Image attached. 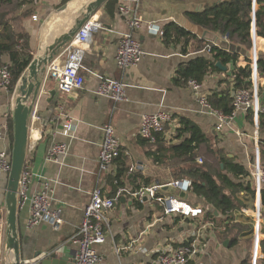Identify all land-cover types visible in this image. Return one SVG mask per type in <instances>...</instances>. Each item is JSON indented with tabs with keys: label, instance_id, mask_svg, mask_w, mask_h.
I'll list each match as a JSON object with an SVG mask.
<instances>
[{
	"label": "crops",
	"instance_id": "1",
	"mask_svg": "<svg viewBox=\"0 0 264 264\" xmlns=\"http://www.w3.org/2000/svg\"><path fill=\"white\" fill-rule=\"evenodd\" d=\"M91 1L93 0H32L29 5L22 7L21 12H31L22 21L20 30L29 38L32 58L65 32L69 21ZM205 2L206 0H141L139 14L143 26L137 37L145 56L137 66L126 70L116 66L115 56L117 42L127 31V26L118 14L117 6L112 17L106 16L104 3L89 19L98 24V29L85 47L86 54L80 71L84 78V89L70 94L58 92L54 82L46 79L50 64L46 67L39 78L41 87L29 117L24 168L33 174L29 193L39 191L43 182L48 183L51 207L60 211L61 224L57 229L51 223L28 229V205L19 210L18 244L20 256L25 263L41 264L43 258L53 251L58 252V258L65 257V251L68 263L72 264L73 249L69 240L80 226L90 193L98 187L103 197L112 199L118 189L133 191V187L142 184L140 181H126L122 187L115 189L112 182L118 167L115 162L108 172H99L97 161L102 139L101 128L106 124H112L115 129V135L121 144L120 155L125 159L129 176L140 175L149 180V186L159 184L162 187L161 194L183 200L189 198L197 207L206 208L202 199L188 194L183 196L169 186L175 180H191L185 170L170 167L167 160L155 164L148 155V146L139 144L138 129L143 115L157 112L169 114L171 121L167 123L165 131L171 134L178 127L179 120H189L200 127L209 140L215 143V147L226 152L228 158L245 166L247 172L257 155L264 166V155L258 153L252 158V142L255 139L264 140V127L260 130L256 125L248 123L246 112L241 111L236 113L222 131H217L216 118L201 109L193 91L188 86L178 87L173 82L180 65L196 56H208L206 50L197 52L199 41L227 52L229 51L223 47L232 45L223 39V35L203 30L187 18V14L201 11ZM208 2L217 3L219 0ZM171 24L194 35L195 39L185 48L186 53L182 44H164L163 35L158 34V31H163ZM254 46L257 58L264 59V40L256 41ZM65 47L53 60L63 62L61 54ZM232 47L235 50L233 53L239 54L237 65L245 67L248 60L252 68L253 47L251 50L235 45ZM226 68V73L212 74L201 84L206 96L224 87L219 82L228 79L232 65ZM95 74L125 85L126 101L114 104L96 96L95 91L100 81ZM255 81L263 88L262 78ZM51 91H54L53 96L50 95ZM259 98L263 103L264 90ZM14 99L13 93L0 91V126L8 124V119L12 118ZM67 118L74 127L68 134L64 129ZM255 129L258 138L254 139ZM56 144L66 145L67 153L55 160H48L47 152ZM11 147L9 129L7 137L0 142V150L10 153ZM4 183L0 176V237L4 234L5 238ZM143 186L148 185H141ZM254 209L256 210L254 203L245 199V206L235 214L234 222L254 228ZM216 216L220 217L218 213ZM203 224L206 227L203 252L190 264H240L245 259L249 247L251 248L252 236H242L237 245L230 246L232 235L225 237V226L219 222L199 223L183 220L181 217H167L155 202L145 201L141 204L128 194L121 195L115 201L113 209L106 214V242L98 246L97 251L102 264H153L156 251L180 245L192 232L203 233ZM260 232L264 239V229ZM258 234L259 232L255 233V236ZM261 240L256 242L259 244ZM225 242L227 243L224 244ZM9 252L5 249V243L3 245L0 241V264H11L13 254Z\"/></svg>",
	"mask_w": 264,
	"mask_h": 264
},
{
	"label": "trees",
	"instance_id": "2",
	"mask_svg": "<svg viewBox=\"0 0 264 264\" xmlns=\"http://www.w3.org/2000/svg\"><path fill=\"white\" fill-rule=\"evenodd\" d=\"M180 1V0H178ZM206 0L203 9L196 13L187 14L189 21L203 30L228 35L230 44L251 50L254 43L264 40V0H257L256 6L253 0H219L217 3H209ZM32 0H0V67H8L11 82L9 93L14 92L15 86L32 60L29 48L28 36L20 30L22 21L31 15V12L22 7L29 5ZM117 0H107L103 10L108 17H112ZM164 44H182L185 48L189 42L195 39L194 35L185 29L171 24L163 30ZM200 46L197 52L207 51L208 56H196L179 66L175 72L173 82L178 87H186L189 80H196L199 84L212 74L226 73L220 71L215 65L217 62L223 67L232 65V70L219 85H224L219 91L207 95L210 106L223 115H229L233 110V96L235 90L252 88V69L250 61H246L245 67H239L237 62L239 54L230 53L214 46L198 42ZM257 79L264 81V59L257 58ZM263 88L257 83V94L262 95ZM264 104V102H263ZM247 122L254 124L253 114L247 111ZM10 140L13 142V121L8 119ZM258 127H264V119L259 118ZM140 145L148 146L149 156L155 164L167 160L168 165L178 170H185V174L191 178V187L188 196L202 199L206 208L204 221H217L225 226V237H230V246H235L242 236H252L253 228L250 225L235 223V214L245 206V199L255 202V189L246 181L248 172L246 167L235 163L228 158L222 150L215 147L199 126L189 120H179L178 127L168 139L163 134L158 135L154 144L138 138ZM259 151L264 155V140L259 141ZM168 154V155H165ZM203 157L204 165L197 163V159ZM118 164L117 172L112 179L115 189L128 183L142 182L133 187L137 190L141 185H149L147 179L140 175L129 176L125 159L122 155L115 160ZM178 176V175H177ZM139 179V180H138ZM187 202L194 206L189 198ZM217 212L220 217H217ZM260 213L264 219V190L260 194ZM1 219V214H0ZM251 248L245 259L240 264H264V239L259 242L260 257L253 261Z\"/></svg>",
	"mask_w": 264,
	"mask_h": 264
},
{
	"label": "built area",
	"instance_id": "3",
	"mask_svg": "<svg viewBox=\"0 0 264 264\" xmlns=\"http://www.w3.org/2000/svg\"><path fill=\"white\" fill-rule=\"evenodd\" d=\"M141 0H117V12L123 18L127 31L122 34L117 42L115 64L119 69L126 70L137 66L143 60L145 54L138 40L137 33L142 29L143 22L139 14ZM256 1L253 0L256 6ZM34 19L36 17H33ZM98 29V24L90 20L86 21L80 30L76 33L71 42L65 47L61 56L63 62L53 60L50 63L46 75L47 80H51L55 84L58 92L70 94L84 89V78L80 71L86 54L85 47L91 40V36ZM159 35H163V31H158ZM228 42V35L223 38ZM255 46L252 48L253 60L252 77L253 83L251 89L235 90L233 96V110L229 115L213 109L207 101V96L202 92V85L196 80H189L187 86L193 91L195 100L202 110L211 114L216 118V130L222 131L235 117L237 112L251 111L253 114L254 124L258 128L259 118L264 119V104L261 102L257 94V56ZM99 78V85L95 91V95L119 104L126 101L125 85L120 81L104 78L95 74ZM11 77L6 65L0 67V91L9 92ZM34 117V114H33ZM171 121L169 114L157 112L155 114L143 115L140 120L138 135L141 139L154 144L157 136L163 134L166 139L171 132H166L165 127ZM66 133L74 130L72 121L67 118L64 125ZM9 133L8 124L0 126V142L3 141ZM102 139L99 145L98 167L100 173H106L113 166L115 160L120 155L121 144L115 135V129L112 124H106L101 128ZM259 141L256 140V149L258 150ZM67 146L64 144L53 145L47 152L48 160H55L56 157L65 155ZM258 154V153H257ZM197 163L202 164L201 159H197ZM10 154L5 150H0V176L4 182L10 172ZM131 171V169H130ZM33 174L23 168L18 187V208L19 210L28 205L29 217L27 228L33 229L43 223H51L54 229L61 224L60 211L52 209L50 188L47 182H43L41 189L34 193H29V185L32 181ZM249 181L255 189L256 210L252 214L254 221V231L258 233L264 219L260 213V194L264 190V166L261 165L258 155L255 162L248 169ZM169 186L177 191L187 194L191 187V180L181 179L172 181ZM159 184H153L140 187L135 191H128L124 188L118 189L115 197L112 199L102 196L101 190L97 187L91 193L88 204L86 205L82 220L78 230L70 238L69 243L73 249V264H102V258L97 251V247L106 242V233L104 230L105 216L110 212L115 201L121 195L128 194L138 203L145 201H153L161 206L163 214L167 217H181L183 220L191 222H203L204 211L202 208L190 205L186 200L179 199L171 195L160 193ZM5 210V209H4ZM1 211V209H0ZM242 213L245 210L241 209ZM6 225V223H5ZM199 231L192 232L180 245L155 252L153 264H190L199 257L204 248L203 240H205V226ZM3 233L4 226L2 225ZM4 235V234H3ZM2 242V241H1ZM258 243L256 242V246ZM146 252L145 249H141ZM257 255V254H256Z\"/></svg>",
	"mask_w": 264,
	"mask_h": 264
},
{
	"label": "water",
	"instance_id": "4",
	"mask_svg": "<svg viewBox=\"0 0 264 264\" xmlns=\"http://www.w3.org/2000/svg\"><path fill=\"white\" fill-rule=\"evenodd\" d=\"M107 0H93L81 9L68 23L66 31L61 33L49 43L38 55H34L26 71L17 82L13 96L15 97L12 110L13 121V142L10 151V172L4 183V208L6 212V233L5 249L12 252L13 261L11 264H27L22 260L19 252L17 219H18V187L19 180L25 165L28 123L32 113L33 104L38 97L41 87L39 78L44 74L46 67L53 61L54 57L74 38L82 25L90 19ZM230 53H233L232 45L224 46ZM235 51V50H234ZM220 71L226 72L227 68L221 66L219 62L215 65ZM54 95V91L50 92ZM258 140V139H257ZM181 195L186 196L181 193ZM217 215V212H214ZM225 242L224 244H226ZM259 247V244L257 245ZM257 254V249L256 252ZM58 252L53 251L43 258L41 264H70L64 256L58 258ZM42 259V257H41ZM256 257H254V260ZM73 264V263H72Z\"/></svg>",
	"mask_w": 264,
	"mask_h": 264
},
{
	"label": "rangeland",
	"instance_id": "5",
	"mask_svg": "<svg viewBox=\"0 0 264 264\" xmlns=\"http://www.w3.org/2000/svg\"><path fill=\"white\" fill-rule=\"evenodd\" d=\"M254 126H255V124H253ZM256 127V126H255ZM256 133H258L257 131H256V129H255V135H253L254 137V139L258 136V135H256ZM258 138V137H257ZM255 142H256V139L252 142V144H253V155H252V158L254 157V155L256 156V154L257 153H260V151H259V148H258V150L256 149V147H255ZM259 146V145H258ZM259 151V152H258ZM225 152V151H224ZM226 153V152H225ZM224 153V154H225ZM198 159H201V161H202V164H200V165H204V163H205V160H204V158L203 157H199ZM254 159V158H253ZM252 159V160H253ZM179 174H182V173H179ZM3 198H4V195H3ZM251 204H252V201H251ZM198 207H200V208H202L201 206H198ZM255 211V209L253 210V212ZM261 226H264V225H261ZM254 229V228H253ZM261 229H264V227L262 228L261 227ZM255 233L256 232H254L253 233V235H252V242H251V255H252V257H253V261H254V257H260V251H259V247H257L256 246V240L257 241H259V240H261L262 239V236H261V232L259 231V234H258V236L256 237L255 236ZM0 241H2V244L4 245V243H5V238H4V235H3V237H0ZM249 249H250V247H249ZM256 249H257V255H256Z\"/></svg>",
	"mask_w": 264,
	"mask_h": 264
},
{
	"label": "bare ground",
	"instance_id": "6",
	"mask_svg": "<svg viewBox=\"0 0 264 264\" xmlns=\"http://www.w3.org/2000/svg\"><path fill=\"white\" fill-rule=\"evenodd\" d=\"M32 138V137H31ZM10 253V252H9Z\"/></svg>",
	"mask_w": 264,
	"mask_h": 264
}]
</instances>
